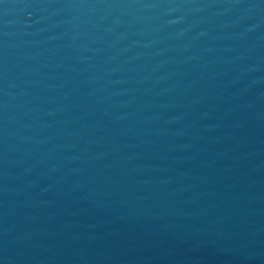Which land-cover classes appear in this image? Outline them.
Here are the masks:
<instances>
[{
  "label": "water",
  "instance_id": "water-1",
  "mask_svg": "<svg viewBox=\"0 0 264 264\" xmlns=\"http://www.w3.org/2000/svg\"><path fill=\"white\" fill-rule=\"evenodd\" d=\"M0 264H264V0H0Z\"/></svg>",
  "mask_w": 264,
  "mask_h": 264
}]
</instances>
